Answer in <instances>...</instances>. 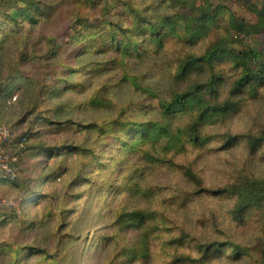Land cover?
<instances>
[{"label": "rangeland", "instance_id": "rangeland-1", "mask_svg": "<svg viewBox=\"0 0 264 264\" xmlns=\"http://www.w3.org/2000/svg\"><path fill=\"white\" fill-rule=\"evenodd\" d=\"M5 1L0 0L2 8ZM96 1L93 8H79L68 0H40L45 8L56 9L49 16L44 14L36 25L22 22L0 49V83L16 77L10 82L9 93L0 95V126L27 139L20 151L6 148L18 163L15 183H0V264H255L261 236L259 213L238 215L231 195L210 192L242 175L264 177V148L250 155L244 141L229 149H221L219 142L227 133L264 130V87L257 97L243 100L226 120L201 129L209 142L199 146L187 143L180 151L154 140L143 143L130 158L120 154V145L111 143L112 137L98 136L97 131L83 126L118 121L119 116L131 122L158 117L159 98L188 83L187 79L175 80L176 58L187 57L188 52L201 53L221 39H228V48L236 51L263 47L257 12L238 0H211L213 7L221 4L224 8L195 44L182 38L170 42L168 55L126 61L127 73L141 84L137 89L123 80L120 59L113 64L110 55L79 56L80 45L70 42L79 16L102 10L109 17L129 12L117 0ZM176 1L175 7L159 1L157 9L146 7L155 0H131V5L142 13L147 8L145 12L152 15L176 18L199 2ZM252 2L261 8V0ZM128 4L126 0L124 5ZM232 15L237 26L229 20ZM219 70L227 81L237 74L228 59L221 61ZM93 97L106 100V105L92 106ZM187 122L180 119L174 126L183 127ZM67 145L88 151L67 149ZM96 161L103 167L96 168ZM189 167L198 182L184 175ZM136 168L140 177L130 175ZM135 181H140L138 192L133 191ZM109 186L110 191L104 192ZM122 205L154 214L148 255L135 263L116 252L117 243L123 244L121 238L101 246L105 232H113L114 211ZM180 237H184L183 243L172 241ZM214 240L232 241L245 253L234 259L228 247L224 256L209 262L181 260H198V245Z\"/></svg>", "mask_w": 264, "mask_h": 264}, {"label": "trees", "instance_id": "trees-1", "mask_svg": "<svg viewBox=\"0 0 264 264\" xmlns=\"http://www.w3.org/2000/svg\"><path fill=\"white\" fill-rule=\"evenodd\" d=\"M59 1L65 2L66 0ZM68 1L79 8H93L97 5L96 0ZM125 1L117 0L119 4L121 2L124 11L129 12L122 11L109 17L108 12L102 10L101 12H90L88 16H79L81 20H78V26L70 37V42L80 45L79 56L86 53L110 55L112 60L109 62L113 64H116L117 58L120 59L124 63L121 65L124 69L123 80L137 89L141 87V84L136 81V77L127 73L126 61L146 56L168 55L172 51L169 48L170 42H179L182 38L186 43L195 44L198 38L204 36L207 26L216 19L220 9L224 8L221 4L213 7L211 0H199L198 3H193L188 8L187 13L181 12L175 16L176 18H172L160 14L152 15L145 12L147 8H143L144 13H142L143 11L138 9V6L131 5V0H128V5H124ZM155 1L152 6L149 4L146 7L157 9L159 1L164 4L168 3L171 7L177 4L176 0ZM238 1L245 4L252 12H257L258 27L264 35V0H261V8H257L252 0ZM5 2V8H2L3 3L0 2V49L13 38L15 30L20 28L22 22L27 21L36 25L44 14L49 16L56 9L55 6L45 8L40 0H6ZM79 13L77 12L76 17ZM229 20L232 25L237 26L238 21L235 16L232 15ZM228 45V39H221L206 47L201 53L199 51L198 53L188 52L187 57L175 59V65H173L176 82H180L179 79H187L188 83L186 86L170 90L167 95L159 98L158 117L141 122H131L126 117L119 116L118 121H105L102 124L89 123L83 127L97 131L98 136L112 137L111 143L115 142L116 146L120 145V154L131 155L130 158L135 157V152L141 150V145L148 141L162 140L164 147L177 151L185 149L187 143L199 146L209 142V136L204 135L201 129L226 120L237 111L243 100L257 97L259 90L264 87V40L263 47L256 50L245 47L236 51L228 48ZM58 49L59 47L52 54V58L58 54ZM111 54L114 56L112 57ZM224 59H228L237 70V74L230 81H227L219 70L221 61ZM194 73L196 76L191 77ZM14 80L16 77H8L0 83V95L8 90L10 82ZM147 91L153 93V90L148 89ZM106 103V100L98 97L90 100L92 106L106 105ZM180 119H186L187 124L183 127L174 126V123ZM241 141H244L249 154L252 155L264 148V130L257 134L227 133L222 135L221 139L219 138L221 149H229ZM102 142L105 143L103 139ZM70 148L80 152L82 150L85 153L88 151V148L79 149L67 145V149ZM92 157H95L94 153ZM96 166L100 168L103 164L96 161ZM130 175L141 176L137 168ZM184 175L192 182H198L197 175L190 167L184 170ZM0 183H15V181L0 180ZM139 186L140 181H135L133 191L138 192ZM110 188V186L108 189L105 188L104 192L108 193ZM210 193L215 196L231 195L234 212L238 215L255 210L259 213L261 236L258 240V258L255 264H264V177L242 175L226 187L212 190ZM153 218L154 214L145 209L131 208L127 205L120 206L114 211L113 222L110 224L113 226L111 230L113 232H105L101 246H105L112 238L117 239V242L118 238H121L123 244L117 243L116 252L131 263L139 261L148 255V245L153 231L150 222ZM180 239L172 241L183 243L184 237ZM228 247L232 248L234 259H240V256L245 253L243 247L232 241L214 240L198 245V253H201L198 260L190 257H183L181 260L189 259L188 262L192 263L193 261L209 262L214 258L224 256Z\"/></svg>", "mask_w": 264, "mask_h": 264}, {"label": "built area", "instance_id": "built-area-1", "mask_svg": "<svg viewBox=\"0 0 264 264\" xmlns=\"http://www.w3.org/2000/svg\"><path fill=\"white\" fill-rule=\"evenodd\" d=\"M13 99L15 98L13 97ZM26 142L25 136L17 137L9 127L0 126V180L13 182L17 176L15 170L17 158L15 154L7 152L6 148L16 147L17 150H20Z\"/></svg>", "mask_w": 264, "mask_h": 264}]
</instances>
